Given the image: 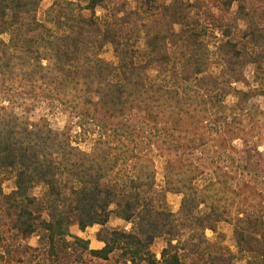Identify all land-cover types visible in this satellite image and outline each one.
I'll return each mask as SVG.
<instances>
[{
	"label": "trees",
	"instance_id": "obj_1",
	"mask_svg": "<svg viewBox=\"0 0 264 264\" xmlns=\"http://www.w3.org/2000/svg\"><path fill=\"white\" fill-rule=\"evenodd\" d=\"M44 2L0 0V264H264V0Z\"/></svg>",
	"mask_w": 264,
	"mask_h": 264
},
{
	"label": "rangeland",
	"instance_id": "obj_2",
	"mask_svg": "<svg viewBox=\"0 0 264 264\" xmlns=\"http://www.w3.org/2000/svg\"><path fill=\"white\" fill-rule=\"evenodd\" d=\"M51 4V0H45V2L42 5V10H41V16L43 15V12L50 6ZM236 12V7L233 8V10L231 11V14L233 15ZM104 58L110 62H115V59L113 57L112 51L110 48H107V50H105L104 52ZM214 73H217V70H214ZM43 111V110H42ZM44 112V111H43ZM42 113V112H41ZM45 113V112H44ZM39 116L38 114H34L32 116V120H38ZM51 118V117H50ZM51 121V125L54 129L56 130H62L64 128L65 125V118L63 116H57V117H53L50 119ZM152 155V154H151ZM155 155H152V157H154ZM155 158V157H154ZM156 160V165H157V172H158V183L159 185H161V179H162V175H163V162L160 161V159L155 158ZM4 192L5 194H9L12 192V190L14 189V182L13 180H10L9 182L5 183L3 186ZM168 201L173 209L174 212H178L179 207H180V202H181V197L179 196H174V195H169L168 196ZM108 229H127L129 230V226L125 225L123 222L118 221L117 219H115L114 217L111 219L109 225H108ZM100 230L99 227H95L93 229H89L87 230L85 233L80 232L77 228H73L71 233L72 235L79 237L81 239H84L86 241L90 242V249L91 250H100L104 247V245L102 243L97 242L96 240V234L97 232ZM219 232L221 234L226 235L227 238V244L230 246V242L233 236V229L231 226L223 224L219 227ZM207 237L214 241V239H216V236L211 233L208 232L207 233ZM37 242H38V238L36 236H33L31 238H29L28 240L25 241L26 245H29L31 247H36L37 246ZM164 244L162 242H158L152 249L153 252L155 254H157V258L160 259V253L162 251V249L164 248ZM233 250V248H232ZM190 264H200L197 261L193 260L190 262ZM236 264H241L240 262L236 263ZM244 264V263H242Z\"/></svg>",
	"mask_w": 264,
	"mask_h": 264
}]
</instances>
